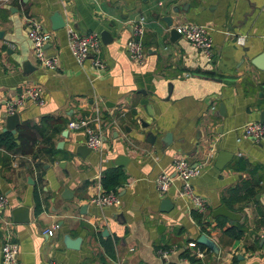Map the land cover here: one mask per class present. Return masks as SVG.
I'll return each mask as SVG.
<instances>
[{"label":"crops","instance_id":"1","mask_svg":"<svg viewBox=\"0 0 264 264\" xmlns=\"http://www.w3.org/2000/svg\"><path fill=\"white\" fill-rule=\"evenodd\" d=\"M53 13L61 27L53 28ZM26 17L51 35L45 51L56 55L57 68L35 63ZM139 21L145 54L134 62L124 43ZM183 22L208 27L210 60L181 36H170L169 28ZM68 28L98 37L101 69L89 59L74 61ZM263 41L264 0H0V133L15 137L13 149L0 146V157H9L0 162V194L10 220L12 208L27 211V221L12 222L19 263L264 264V143L237 140L241 126L259 121L264 110V69L251 64L264 53ZM34 85L43 103L25 98L13 131L5 129L6 101ZM77 116L96 117L101 140L83 157L75 152L83 133L66 127ZM219 150L231 157L216 169ZM177 156L203 166L190 180L206 206L203 231L190 215L191 201L177 198V180L163 196L155 189L153 179L171 174ZM108 169L125 177L115 189L119 203L97 207L88 199L104 190L100 180ZM64 189L69 198L62 197ZM161 198L170 200V211H159ZM219 205L237 220L212 218ZM232 224L244 228L242 236L224 233ZM47 228H54L51 236L42 233ZM66 234L80 238L77 249L64 245ZM200 234L217 252L191 259L186 243ZM161 246L170 251L165 260L156 255Z\"/></svg>","mask_w":264,"mask_h":264},{"label":"built area","instance_id":"2","mask_svg":"<svg viewBox=\"0 0 264 264\" xmlns=\"http://www.w3.org/2000/svg\"><path fill=\"white\" fill-rule=\"evenodd\" d=\"M26 38L30 42L32 54L35 63L45 69L57 68V57L55 54L48 55L45 46L49 42L51 35L43 30L38 22L32 17L25 19ZM175 31L185 39L194 48L200 51L206 60L212 57V43L208 35V27L192 23H179L173 26ZM143 27L142 22L132 24L131 36L125 41L124 49L128 59L134 62H140L145 54L143 45ZM243 36H236L235 43L241 45ZM66 46L69 53L77 64H82L89 59L91 65L96 69L103 67L102 60L98 57L99 39L90 32L79 34L71 28L66 31ZM264 52V41H263ZM28 99L36 104L43 103L42 90L39 86L24 87L22 92L15 98L6 101V113H15L17 108L22 106L24 99ZM97 118L90 116H77L67 121L66 127L72 130H79L84 135V145L89 150H96L100 147L101 140L98 127L94 125ZM251 140L264 143V120L262 122L252 121L243 124L240 128V134L237 140ZM202 164H189L182 156L174 157L172 160V173L160 172L153 179L155 189L159 196L166 194L168 188L173 181L179 182L177 188V198L189 199L192 208L199 214L204 215L206 206L204 201L196 195L191 187L190 180L200 174ZM88 202L97 207H105L119 203V197L116 190L100 191L90 196ZM7 200L5 196L0 194V227L2 242L0 245V264H20L17 258L18 246L12 238L13 226L10 218L3 214L6 208ZM192 211V210H191ZM54 228H47L42 231L44 235L51 236ZM264 239V233L262 234ZM187 255L194 259H202L207 252L205 247H200L195 241L186 243ZM209 251V250H208ZM170 251L168 249L159 248L156 255L159 259L165 260ZM232 255V254H231ZM49 264H59L49 262Z\"/></svg>","mask_w":264,"mask_h":264},{"label":"water","instance_id":"3","mask_svg":"<svg viewBox=\"0 0 264 264\" xmlns=\"http://www.w3.org/2000/svg\"><path fill=\"white\" fill-rule=\"evenodd\" d=\"M50 20L53 23L52 24L53 28L61 27L63 25L62 19L56 13H53L50 16ZM163 21L167 26H170V21L168 19L164 18ZM168 31H169V34L171 37L179 36V34L175 31V29L173 27L169 28ZM258 61H259V63L261 62L262 64L258 65L257 64ZM251 64L260 70L264 69V53L260 54L259 56L254 57L251 60ZM262 65H263V67H262ZM221 107H222V105H219V108H221ZM263 120H264V110H262L259 114V122H262ZM6 122H7V126L5 129H8L9 131L12 132L13 131L12 128L15 125V123L17 122L16 113H12L11 115H8L6 118ZM170 138H171L170 134L165 133L163 138L161 139V143L164 146H167L170 143ZM58 146H60V142H59ZM75 152L79 156L83 157L84 155H86L89 152V149L85 145H78L75 148ZM230 157H231V155L229 153H226L224 151L219 150L216 154V157H215V162H214L215 168L220 169L230 159ZM68 194H69L68 190H66V189L62 190V197L63 198H69V196H65ZM172 207H173L172 203L170 202V200L168 198H161L159 200V207H158L159 211L168 212L172 209ZM26 212H27L26 208H23L22 206H16V207L12 208L10 211L12 222L16 223V222L27 221L28 218H27ZM210 216L212 218L222 216V217H224L230 221L237 220V214L226 209L223 205H219L216 208L212 209L210 212ZM101 233L106 234L107 232L104 229V230H102ZM62 240H63L64 245L68 248H71V249H77L79 246V242H80L79 237L71 238L67 234L62 236ZM195 242L197 244L205 247L210 252H213V253L217 252L216 245L214 244L212 239L207 237L204 234H200L196 238Z\"/></svg>","mask_w":264,"mask_h":264},{"label":"trees","instance_id":"4","mask_svg":"<svg viewBox=\"0 0 264 264\" xmlns=\"http://www.w3.org/2000/svg\"><path fill=\"white\" fill-rule=\"evenodd\" d=\"M0 146L8 151L13 149V147L15 146V137L8 132L0 133ZM8 158L9 157L7 155L1 154L0 162L6 161L8 160ZM236 167L243 168V164L238 163ZM124 180H125V177L121 171H119L118 169H108L106 172H104L100 182H101L102 188L105 191H108V190H115L116 187L120 186ZM39 210H40V204L36 198L34 212L37 213ZM190 215L194 219V221L197 223L200 230L203 231L204 224H206V221H205L206 218H204L202 214H199L194 210L190 212ZM224 233L229 235L230 237L238 238L243 235L244 228L239 224H232L229 227L224 229ZM198 246L203 247L199 244ZM159 248L167 249V246H161ZM184 255L193 259L192 257L187 255V251L185 252Z\"/></svg>","mask_w":264,"mask_h":264}]
</instances>
